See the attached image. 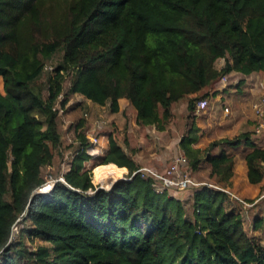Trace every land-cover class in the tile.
I'll list each match as a JSON object with an SVG mask.
<instances>
[{
  "label": "trees",
  "instance_id": "trees-1",
  "mask_svg": "<svg viewBox=\"0 0 264 264\" xmlns=\"http://www.w3.org/2000/svg\"><path fill=\"white\" fill-rule=\"evenodd\" d=\"M231 73H264V0H0V264H264V236L246 230L229 193H157L112 134L86 168L85 118L65 183L36 195L62 154L59 116L74 96L110 115L130 106L163 132L175 104L194 115ZM194 130L180 143L189 169L206 165L231 187L244 146L249 184L264 182V146L249 133L202 150ZM113 164L127 179L98 190L92 170ZM262 229L257 217L252 231Z\"/></svg>",
  "mask_w": 264,
  "mask_h": 264
},
{
  "label": "rangeland",
  "instance_id": "rangeland-1",
  "mask_svg": "<svg viewBox=\"0 0 264 264\" xmlns=\"http://www.w3.org/2000/svg\"><path fill=\"white\" fill-rule=\"evenodd\" d=\"M223 65L224 60H220L217 63L218 69H221ZM226 77V82L220 80L210 90H205L200 94H208L204 98L208 100V104L202 108L199 104L202 98L198 100L194 115L188 111L186 101L175 104L170 123L163 132L157 131L153 126L139 125L136 121V112L130 106H126L121 114L110 115L107 110L96 108L82 97L74 96L66 110L61 111L59 116L62 134L61 153L64 156L56 154L52 173L49 174V171L45 170L46 180L59 179L67 171L78 145L77 139H75V127L84 118L87 120L88 139L92 134L98 132L102 135L100 143L101 141L104 143L111 134L122 145L126 140L130 148L135 151L134 159L141 169H153L160 174H164L173 161L184 154L180 145L181 140L188 136L193 128L196 129L193 134H196L197 138V143L194 146L202 150L207 149L215 141L223 138L232 139L244 133H249L257 146H264V135L257 137L253 133L255 120L252 108L254 103L264 96V73H261L259 81L254 76L245 77L240 73H231ZM256 87H259L260 90L255 91ZM2 89L0 80V92ZM102 120L105 121V124L97 130L96 125ZM243 148L244 146H241L236 152L235 176L232 179L231 187L217 185L216 180L210 178V169L206 165L197 171L189 169L186 165L181 168V172L184 175L189 174L198 183V186H192L194 187L192 189L189 187L185 191L173 189L169 193L173 197L185 200L188 196H192L194 190H198L199 187L212 186L211 188L217 187V189L224 187L225 191L229 193L233 205L242 213L246 230L250 234L264 236V229L252 231L254 219L264 217V193L262 191L264 182L256 186L249 184L245 170L242 168L241 152ZM227 150L231 151L230 148ZM90 155H92V159L84 164L86 168H91L100 156L94 155L92 152ZM95 169L92 170V183L98 190H110V186L115 185V182L127 179L128 172L125 170L118 180L110 182L111 184L107 186L104 181L95 180L97 172ZM21 226L20 224L14 228V237L18 235Z\"/></svg>",
  "mask_w": 264,
  "mask_h": 264
},
{
  "label": "built area",
  "instance_id": "built-area-1",
  "mask_svg": "<svg viewBox=\"0 0 264 264\" xmlns=\"http://www.w3.org/2000/svg\"><path fill=\"white\" fill-rule=\"evenodd\" d=\"M226 79V76L223 77L222 82H226ZM199 104L202 108H204L207 106L208 102L206 100H203L200 101ZM252 108L255 120L253 133L255 136L261 137L262 135H264V96L258 102L254 103ZM104 124L105 122H98L96 125V129H101ZM101 138L102 135L98 134V132L90 136L89 141L91 144V148L88 149L87 153L90 154V152H92L94 155H100L102 153L101 151H99ZM186 165H188V159L184 154H182L173 161V163L164 174H160L152 169H141L137 171L136 174H142L143 178L153 179L154 183L152 186L159 194L164 191H170L173 189L185 191L189 187L192 188V186H198V183L195 182L189 174L184 175L181 172V168ZM57 182L65 183V180L63 177H61L59 179H52L47 181L36 191V195L50 194ZM214 189H217V187H214ZM218 190H223L224 192H226L223 188H218Z\"/></svg>",
  "mask_w": 264,
  "mask_h": 264
},
{
  "label": "bare ground",
  "instance_id": "bare-ground-1",
  "mask_svg": "<svg viewBox=\"0 0 264 264\" xmlns=\"http://www.w3.org/2000/svg\"><path fill=\"white\" fill-rule=\"evenodd\" d=\"M116 166L113 167H100L97 168V172L95 173V180L96 181H104L105 185L109 186L111 183L116 181L118 178L119 172Z\"/></svg>",
  "mask_w": 264,
  "mask_h": 264
},
{
  "label": "crops",
  "instance_id": "crops-1",
  "mask_svg": "<svg viewBox=\"0 0 264 264\" xmlns=\"http://www.w3.org/2000/svg\"><path fill=\"white\" fill-rule=\"evenodd\" d=\"M107 140H108V139H107ZM107 140L105 141L106 143H105V142L103 143V141H101V143H100V149H99V151L102 152L100 155H103V153H105L106 150L108 149V141H107ZM235 161H236V159H235ZM113 166H116V165L113 164L112 167H113ZM99 167H100V166H99ZM116 167H117V166H116ZM97 168H98V167H97ZM97 168H96V169H97ZM117 168H118L117 170H118V172H119L120 168H119V167H117ZM242 168H244L245 173L247 174V168H246V164H245L244 161L242 162ZM96 169H95V170H96ZM123 169H124V168H123ZM125 170H126V169H125ZM126 171H127V170H126ZM121 175H122V172H121V170H120L119 175H118V178L121 177ZM117 180H118V179H117Z\"/></svg>",
  "mask_w": 264,
  "mask_h": 264
},
{
  "label": "water",
  "instance_id": "water-1",
  "mask_svg": "<svg viewBox=\"0 0 264 264\" xmlns=\"http://www.w3.org/2000/svg\"><path fill=\"white\" fill-rule=\"evenodd\" d=\"M121 180H126V179H121ZM121 180H119V181H121ZM117 182H118V181H117ZM117 182H115V183H117ZM113 186H114V184L110 186V189H111Z\"/></svg>",
  "mask_w": 264,
  "mask_h": 264
}]
</instances>
